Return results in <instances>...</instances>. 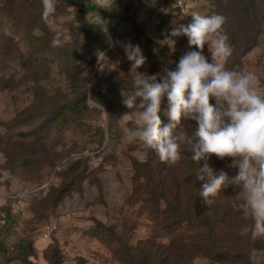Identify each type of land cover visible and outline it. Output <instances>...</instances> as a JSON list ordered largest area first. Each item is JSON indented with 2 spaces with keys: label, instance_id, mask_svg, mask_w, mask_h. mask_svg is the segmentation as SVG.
I'll return each instance as SVG.
<instances>
[{
  "label": "rangeland",
  "instance_id": "374dc122",
  "mask_svg": "<svg viewBox=\"0 0 264 264\" xmlns=\"http://www.w3.org/2000/svg\"><path fill=\"white\" fill-rule=\"evenodd\" d=\"M194 12L225 17L221 32L232 49L225 68L254 73L264 93V0L254 7L248 0H113L110 9L97 0H0V264H129L126 253L144 247L158 253L150 264L166 257L177 264H252L245 255L253 249L264 264V239L241 234L252 221L238 210L237 189L219 193L218 202L232 208L215 232L208 223L195 227L197 212L193 224L173 231L170 198L177 185L200 191L198 165L184 143L170 165L125 139L138 109L124 103L134 89L123 45L140 46L146 61L138 71L150 75L175 70L182 55L199 50L181 35L173 37L175 52L164 45L161 53L138 37L133 20L162 41L174 21L188 24ZM203 54L212 62L207 44ZM167 108L165 96L164 124ZM197 128L182 119L174 135L196 142ZM207 163L217 173L238 171L230 157L213 154ZM149 175L161 183L160 197ZM202 231L219 237L225 261L191 247ZM177 235L191 238L175 246Z\"/></svg>",
  "mask_w": 264,
  "mask_h": 264
},
{
  "label": "clouds",
  "instance_id": "9594fccd",
  "mask_svg": "<svg viewBox=\"0 0 264 264\" xmlns=\"http://www.w3.org/2000/svg\"><path fill=\"white\" fill-rule=\"evenodd\" d=\"M97 3L110 9L113 0ZM191 17L188 24L174 21L175 26L160 42L173 53L176 50L173 37L184 35L190 47L199 49L182 55L175 70L165 69L151 75L140 72L138 69L146 61L142 49L131 42L123 45L127 59L132 62L129 74L134 89L124 103L129 109H138L134 126L126 131L125 139L128 143L142 142L161 162L170 165L180 160V144H186L191 160L198 165L195 180L202 182L199 187L202 203L210 207L223 189L234 187L241 201L238 210L252 221L241 234L250 233L252 240L264 239V93L259 90L254 73L225 68L223 62L232 51L228 37L221 32L225 17L196 12ZM205 44L212 62L203 54ZM165 96L167 124L160 116ZM212 99L215 104L210 102ZM182 119L197 122L198 141L193 142L183 132L174 135ZM213 154L219 159L232 158L237 173L233 176L223 170L217 173L207 163ZM250 260L257 264L256 249L250 253Z\"/></svg>",
  "mask_w": 264,
  "mask_h": 264
},
{
  "label": "trees",
  "instance_id": "16d2710c",
  "mask_svg": "<svg viewBox=\"0 0 264 264\" xmlns=\"http://www.w3.org/2000/svg\"><path fill=\"white\" fill-rule=\"evenodd\" d=\"M69 5L74 2V0H65ZM212 3L219 2L220 0H208ZM248 4L251 7L255 6V0H248ZM94 5V4H93ZM177 9H180L177 7ZM100 10V9H99ZM134 26L136 27V31L138 33V37L144 42L149 43V45L156 49L157 51H160L163 53V46H161L160 39H154L148 32V30L140 24L138 21L133 20ZM161 119H164L165 116L160 113ZM147 184L149 185L150 189H152V192L155 194L154 196L160 197L162 194H160V191H164L163 189H160L161 183L159 184L156 182V179L148 176ZM148 187V186H147ZM148 187V188H149ZM190 187L189 183H186L184 186H178L175 188V192L170 198L169 206L170 207V214L172 221L168 222L169 227L173 228L174 230H177L183 226V222H187L188 224L192 222V216L194 212H197L200 216L199 220L201 221V224H195V227L197 229H202L203 226L208 223L211 227L210 231L215 232V228L224 225L225 224V218L231 217V206L229 205V202H218L220 200V195L218 194L215 197V202L210 206L207 207L202 203V198L199 197V191H193ZM171 194V192H169ZM153 195V194H152ZM234 195V194H233ZM157 199V198H156ZM185 199V202L183 203V200ZM174 203V204H173ZM231 203V202H230ZM159 216L160 215V208L157 207L154 210ZM193 223H190V225ZM0 230V247L2 248L4 246V240H2V234ZM182 234V233H181ZM207 233L205 231H202L201 234H198L200 236L197 240H195L191 247H194L197 249V251L204 254L207 258H209L212 261H220L223 262L229 255L228 252L223 250V248H218L216 246V241L218 238H211L209 235H206ZM191 237H186L185 235H177L175 236V242L174 245L177 246L178 244L185 242L187 239ZM195 238V237H193ZM192 238V239H193ZM146 250V251H144ZM154 248L148 249L147 247H144L143 250H141V253L137 255L136 253H131L130 251L126 253L125 259L129 264H150L149 258H155L157 257L158 253L154 251ZM146 253V254H145ZM247 258L250 259V254L245 255ZM169 258L166 257L164 260H161L160 264H177L178 262L171 263L169 262Z\"/></svg>",
  "mask_w": 264,
  "mask_h": 264
},
{
  "label": "built area",
  "instance_id": "2783aa9c",
  "mask_svg": "<svg viewBox=\"0 0 264 264\" xmlns=\"http://www.w3.org/2000/svg\"><path fill=\"white\" fill-rule=\"evenodd\" d=\"M45 231L51 233V232H53V228L48 227ZM47 236H49V235H47Z\"/></svg>",
  "mask_w": 264,
  "mask_h": 264
}]
</instances>
